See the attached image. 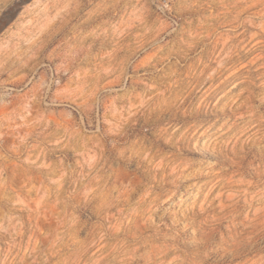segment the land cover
Segmentation results:
<instances>
[{
	"label": "clouds",
	"instance_id": "obj_1",
	"mask_svg": "<svg viewBox=\"0 0 264 264\" xmlns=\"http://www.w3.org/2000/svg\"><path fill=\"white\" fill-rule=\"evenodd\" d=\"M0 264H264V0H0Z\"/></svg>",
	"mask_w": 264,
	"mask_h": 264
}]
</instances>
